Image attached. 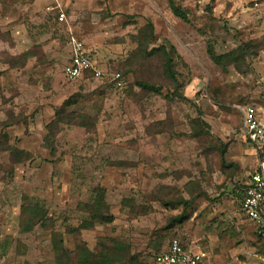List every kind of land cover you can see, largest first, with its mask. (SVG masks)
Returning <instances> with one entry per match:
<instances>
[{
    "label": "rangeland",
    "instance_id": "374dc122",
    "mask_svg": "<svg viewBox=\"0 0 264 264\" xmlns=\"http://www.w3.org/2000/svg\"><path fill=\"white\" fill-rule=\"evenodd\" d=\"M172 1L188 12L190 24L171 14L169 0H61L67 16L62 25L46 10L51 0H0V139L5 110L13 109L24 121L6 131L10 144L31 157L10 178L4 174L9 152H0V264H55L50 228L19 233L23 196L45 203L69 251L83 241L98 252L100 243L115 240L148 264L172 236L182 235L177 239L184 243L196 237V248L210 254L212 264H264V238L234 196L264 161L241 140L239 111L264 107V48L226 72L206 52L207 43L220 55L241 43L263 42L264 0ZM147 22L156 36L150 48L167 40L180 56L173 58V70L181 97L170 98L175 93L161 58L137 53ZM71 35L103 71L102 80L88 75L68 82L63 76ZM25 52L30 57L18 60L23 67L9 69L7 63ZM124 69L134 72L122 76L118 91L108 79ZM137 80L159 93L140 91L133 86ZM73 96L67 112L94 127L69 120L58 127L56 143L47 145L55 109ZM97 187L105 190L114 221L75 238L67 228L78 226L77 208ZM180 199L188 205L173 208ZM180 215L185 218L174 224Z\"/></svg>",
    "mask_w": 264,
    "mask_h": 264
},
{
    "label": "trees",
    "instance_id": "16d2710c",
    "mask_svg": "<svg viewBox=\"0 0 264 264\" xmlns=\"http://www.w3.org/2000/svg\"><path fill=\"white\" fill-rule=\"evenodd\" d=\"M168 7L171 14L184 22L185 24H190L188 12L181 7L177 6L172 0H169ZM49 20V19H48ZM53 23L56 25H62L57 23L56 19H53ZM156 40V36L154 33V27L151 22H147L145 27L140 31V35L137 39V53H141V55L148 58H157L159 56L161 59L160 69L162 70L165 77L172 83L173 91L175 95H170V98L173 96L181 97L180 95H176L177 92L182 88V84L178 81V73L173 70L174 62L173 58H177L180 60V56L178 55L176 49L173 45L170 44L167 40H162L161 45L157 47H151V45ZM150 48V49H149ZM206 52L210 59V61L217 68L221 69V71L226 72L229 66H234L235 69H238L239 61H246V59H254L257 57L258 53L261 49L264 48V40L263 42H247L241 43L236 49L231 50L224 54H216L213 47L210 43L206 45ZM136 52L133 53V55ZM89 56V55H88ZM30 57L28 52L22 53V55L18 57H14L12 61H16L17 63H13L11 65L10 61L7 63L8 68L11 70L19 69L23 67V63L18 62L19 59H28ZM90 58V57H89ZM16 67V68H15ZM134 72L133 69H127L120 71L121 76L128 72ZM3 72L0 71V77L3 76ZM87 78V77H86ZM139 88L140 91L144 92H152L159 93V89L156 88L152 83L148 81H134L133 86ZM173 93V94H174ZM172 96V97H171ZM76 96H73L62 103V105L55 109L54 111V120L51 121L47 126L46 130L48 131V135L45 138V142L47 145L52 143H56V138L58 135L59 126L61 124H68L69 120H80L77 115L73 113L67 112V109L74 105ZM11 110V109H9ZM5 110V116L7 117L6 122L4 123V135L3 139H0V152L7 151L9 152V161H8V169L4 171L6 177H10L14 173V167L18 164H22L28 162L31 157L22 149L16 148L10 144L9 136L6 131L15 125H20L24 120L21 114H14V110L11 111ZM20 116V117H19ZM85 128H93L94 123L92 121L80 120ZM95 122V121H94ZM202 130L204 128H208L205 123L197 121ZM198 135H196L197 137ZM50 137V138H49ZM195 137V138H196ZM46 148V147H45ZM48 148V147H47ZM224 148V146H223ZM260 157V156H259ZM221 161L224 164V151L221 152ZM92 198L89 203L79 205L77 208V212L82 215L81 221L77 227L70 229L67 228V232L72 234L75 238H78L81 231L83 230H91L95 225H106L110 224L114 221V216L110 213V207L105 201L106 192L104 189L97 187L92 190ZM25 202V203H24ZM173 208H176L178 205H188L187 201L183 199L178 200L174 203ZM124 206V203H123ZM19 233L21 234H29L33 232L36 227L41 228H50L51 230V243L53 247L54 253V262L55 264H145L138 260L136 255L130 254V247L127 245H123V243L115 240H109L110 245L106 243H100V249L98 252L90 251L86 244L83 241H78L75 245L74 249L69 251L64 249L62 235L56 233L53 230V225L55 223L52 222V219L48 217V213L45 209V203L39 200H27L26 197H22V203L19 208ZM184 215L177 216L174 218V224H180ZM48 223L50 225H48ZM260 231H264V227L259 229ZM174 238L184 239L182 235L172 236L170 240ZM159 251L158 253H160ZM156 253V254H158ZM23 254V253H22ZM155 254V255H156ZM153 255L152 257H154Z\"/></svg>",
    "mask_w": 264,
    "mask_h": 264
},
{
    "label": "built area",
    "instance_id": "2783aa9c",
    "mask_svg": "<svg viewBox=\"0 0 264 264\" xmlns=\"http://www.w3.org/2000/svg\"><path fill=\"white\" fill-rule=\"evenodd\" d=\"M46 10L54 13L57 23H67L61 0H51ZM69 48V59L63 68V76L68 82L86 78L88 75L94 80L104 78L103 71L86 54L83 42L74 35L69 39ZM108 82L118 91L124 89L123 77L118 73L112 74ZM239 111L245 139L255 147L259 156L264 154V107L249 105L239 108ZM240 209L245 219L256 228L264 227V161L249 176V182L242 192ZM188 242L184 243L177 238L170 240L167 248L153 257L152 264H209V254L196 248L198 239L193 237Z\"/></svg>",
    "mask_w": 264,
    "mask_h": 264
},
{
    "label": "crops",
    "instance_id": "0c3cea01",
    "mask_svg": "<svg viewBox=\"0 0 264 264\" xmlns=\"http://www.w3.org/2000/svg\"><path fill=\"white\" fill-rule=\"evenodd\" d=\"M86 52V51H85ZM87 55H88V53H86ZM253 106H255V107H262V105H253ZM240 108H242V107H240ZM240 132H241V140L247 145V149H248V152H251V154H257V152H256V149H255V147H253L246 139H245V137H244V134H243V130H242V121H241V116H240ZM256 170V169H255ZM254 170V171H255ZM253 171V172H254ZM252 172V173H253ZM251 173V174H252ZM251 174H249V176L251 175ZM248 182H249V177H248V181L246 182V183H243L244 185H242V187L240 188V190H241V193H238V190H237V194L236 193H234V196H237V197H239L240 198V201H241V198H242V192H243V190H244V188L247 186V184H248ZM239 212L241 213V209H240V205H239ZM244 217V216H243ZM245 218V217H244ZM247 221V220H246ZM249 222V221H248ZM250 223V222H249ZM254 226V225H253ZM255 227V226H254ZM256 228V227H255ZM258 229V231H259V234H260V236L261 237H263L264 238V231H260L259 230V228H257ZM168 246V245H167ZM167 248V247H166ZM165 250V249H164ZM163 251V250H162ZM152 262H153V257H151V259L148 261V264H152ZM209 263L210 264H212V259H211V257H210V254H209Z\"/></svg>",
    "mask_w": 264,
    "mask_h": 264
}]
</instances>
